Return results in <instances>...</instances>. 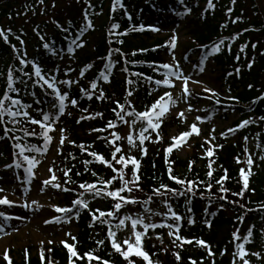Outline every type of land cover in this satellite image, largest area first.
Here are the masks:
<instances>
[{
	"label": "trees",
	"instance_id": "trees-1",
	"mask_svg": "<svg viewBox=\"0 0 264 264\" xmlns=\"http://www.w3.org/2000/svg\"><path fill=\"white\" fill-rule=\"evenodd\" d=\"M78 1L76 5L57 11L55 10L56 0H44L43 4L39 0H0V29L6 32L10 30L7 43L0 38V96L6 90L5 77L9 67L24 68L25 71L32 70L31 64L21 65L17 56L40 66L48 76L54 75L58 80L76 81L70 86L57 85L62 92L69 93V98L77 100L76 107L68 104L66 100V109L63 114H60L58 109L52 108V104L56 103L54 95L50 89L41 88L36 84L34 76L31 80L23 77L27 81L26 84L17 81L14 86L20 89L18 94L9 93L13 98L20 99L21 103L30 104L29 111L33 117L39 116L38 109L46 111L50 108V115L56 117L53 127L63 128L70 140L61 147L57 158V168L60 175L59 184L62 188L71 189L62 193L64 205L73 209L69 215L73 217L79 231L73 240L75 250L81 256L92 252L94 256L100 258V260L91 261V264H101L102 261H108L109 264H128V261L111 247L110 239L107 237L109 223L101 224L99 220L93 222L90 214V210L96 209L103 212L114 211L115 201L103 195L93 197L91 192L79 187L80 184L99 185L101 180L109 181L116 175L111 169L88 155L89 152H95L106 159H111L112 155L137 158L141 164L143 191L133 192L131 195L142 201L149 196L153 197L147 205H124L119 213H114V217L103 218L110 222L117 241L121 243L125 251L127 247L122 243L120 227H115L118 223L116 217L123 218L124 215H128L132 218L137 216L145 218L155 215L160 217L162 222H173L167 214L165 206L167 203L183 219L186 217L197 219L195 228L186 227L187 234L204 239L210 244L214 255L209 256L207 249L195 243L178 248L175 244H167L163 240L161 242L156 239V236L164 238V228L156 227L149 229L143 240V249L148 252L155 264H191L192 260H195L196 264L201 262L213 264V260L215 264H232L237 243H244L245 251L249 254L252 252L261 254L259 259L251 255L250 264H264V237L261 234V228L264 227V211H249L245 214V209L240 207L245 205L248 209L264 208L262 204L264 202V163L254 161L252 168L254 175L250 177V187L254 189V193H245L243 199L232 195V193L240 192L242 188L240 170L243 166L242 163H237V158L241 161L244 156L241 142L227 144L219 136L218 141L221 147L218 151H214L212 157L207 155L210 149L207 144L198 143L193 156L186 160L180 158L177 149H174L171 157L167 155V148L174 143L166 136L167 126L162 127L166 138L160 139L159 143L155 140L154 143H144L133 150L126 149V141H117L115 145L108 143V140L113 139L111 133L117 132L121 136V131L126 125L119 121L113 111L116 108V101L125 105L126 111L134 109L136 112H144L156 103L155 94L162 92L161 85H157L155 81L161 80L162 83L164 80L161 73L166 70L159 65L166 64L163 55L169 54L170 47L163 39L151 41L150 29L146 27L157 24L168 27L173 22V15L188 12L192 15V19L185 20L184 26L191 29L194 44L185 49V55L188 57L191 54L208 57L214 55L215 66L220 72L219 80L227 87L231 95L227 101L210 98V105L206 111L215 115L221 113L220 118L224 121L229 120L232 115H238L239 118L233 123L234 126L250 118L255 121L241 128L242 134L247 138H257V145L264 156L262 151L264 120L260 119L264 117V99H259L264 97V0H236L235 3L233 0H212L215 4L214 11L208 7H202V4L208 6L209 0H198V4L193 3L194 0H122L123 7H118L115 11H113L114 0ZM86 14L94 28L78 36L77 34L87 23ZM115 24H118L119 28L113 29ZM141 26H145L144 30L132 31L133 28L138 29ZM125 32L127 35H122ZM17 36L19 40L16 39ZM72 40H76L77 43L83 42V47L77 48L72 45ZM220 41L224 43L220 51L214 53L212 49ZM44 43H48L52 51L45 49ZM13 45L17 51H13ZM244 45L247 47L242 51ZM70 46L73 48L72 53L68 52ZM133 52L136 55H132ZM110 53L113 67L107 71V58ZM88 65L91 67L89 68ZM101 71H105L108 75L107 82L99 79ZM134 73L140 75H134ZM19 76L20 73H14V77ZM149 77L151 79H146ZM128 80H132L133 83L129 85ZM92 81L97 84L95 90L90 89ZM81 88L92 91V99L81 94ZM100 91L104 92L105 98L97 100L95 97ZM128 91H132V96L127 95ZM191 93L190 98L195 105H200L203 97H206L198 96L195 92ZM232 97L236 99H231ZM37 100L40 101L39 104L35 103ZM126 101L131 102V108ZM97 113H101L102 116H97ZM82 116L88 118L80 119ZM125 119H133V117H125ZM109 121L116 123L118 127L102 132L92 131V129L106 128ZM177 122L178 120H173V125ZM8 127L12 125L9 124ZM23 127L30 131L35 129L37 135L25 137L21 142L40 149L39 152H26L25 155L31 157L42 154L45 141L39 135L38 125L24 124ZM11 135L10 133L9 136ZM15 135L23 137L24 133L18 131ZM14 143L13 139L3 136L2 128H0V170H4L7 165H14L17 159L22 162V165L26 164L22 157L16 155L18 150L13 148ZM137 144L139 145L138 141ZM79 145H83L84 148L78 147ZM116 146L122 149L121 153L115 152ZM141 147L147 149L146 156L141 151ZM86 160L92 163L85 165ZM170 163L173 175L189 181L203 182L198 183L195 196L191 194L185 197H173L170 194L164 197L154 195L153 189L160 185L181 190V186L169 177ZM113 164L117 169L122 167L115 164V161ZM190 165H193L191 170ZM8 169L13 173L18 172V169L14 167ZM225 169L229 177L225 187L230 191L226 194L227 200H222L220 197L225 193L220 192V185L216 181L224 175ZM244 169L247 171V167ZM69 170L70 177L65 175V172ZM133 170L132 165L129 164V167L124 170L127 173L126 178H131ZM210 171L213 173L211 178L208 176ZM19 172L22 174L21 168ZM69 178L71 183L67 182ZM209 184L212 185L211 192L207 191ZM119 185L120 181L117 180L110 190H116ZM76 199H83L87 202L88 208L75 205ZM231 201L235 203H230ZM95 214L98 216L99 212ZM241 216L244 217L242 223L237 219ZM206 220L210 222L209 228L204 225ZM249 227H252L253 235L250 238L251 242L247 243L243 238ZM223 229L226 230V236L221 241L218 239V233ZM237 231L241 237L240 240L233 238V233ZM100 240L104 241L103 245L97 243ZM177 252L181 257L179 261L175 256ZM29 253L31 264H45V260L47 264H70V252L64 247L44 250L43 259L41 254L40 256L31 254L30 249L24 253L23 259L13 263L29 264ZM131 259L134 264H147L139 257L133 256ZM73 261L74 264H89L86 258L84 260L73 258Z\"/></svg>",
	"mask_w": 264,
	"mask_h": 264
},
{
	"label": "snow or ice",
	"instance_id": "snow-or-ice-1",
	"mask_svg": "<svg viewBox=\"0 0 264 264\" xmlns=\"http://www.w3.org/2000/svg\"><path fill=\"white\" fill-rule=\"evenodd\" d=\"M41 4L44 3V0H39ZM87 2V0H86ZM236 0H233V3H235ZM55 6V5H53ZM91 7V5H89ZM118 7H123L122 5V0H114L113 3V11H115ZM208 9L215 10V4L212 2V0H209L208 3ZM187 11V10H186ZM230 15V13H229ZM85 19L87 20V23L84 25V27L81 29L80 33L77 35H82L84 32L88 31L89 29H93L94 25L92 24L91 20L87 19V14L85 16ZM59 27V25H57ZM145 26H141L140 28H133L132 31H141L144 30ZM151 31H157L158 29L153 26H148ZM227 27V25H225ZM119 28L118 24L113 25V29ZM64 31H67V29H64ZM10 34V30L7 32L3 29H0V38H3V40L7 43L8 42V35ZM122 35H127V32L122 33ZM238 38V37H237ZM17 40L20 38L17 36ZM43 40V37H41ZM177 37L175 34H173L171 38V43L169 45L170 48L173 50L177 46ZM20 43L23 44V41L20 40ZM120 43H123V41H120ZM223 41L218 42L212 49V51L219 52L221 49V46L223 45ZM72 45H75L77 48L83 47V42L77 43L76 40L71 41ZM13 51H17L15 49V46L13 45ZM43 47L45 49H48L49 51H52L48 43H44ZM247 45H244L242 47V51L244 48H246ZM255 47V46H253ZM117 52L119 51L118 49L116 50ZM141 51H146V50H141ZM68 52L72 53L73 48L70 46L68 48ZM111 53L108 56V64L106 65V70L110 71L111 68L113 67V63L111 60ZM132 55H136L135 52L132 53ZM17 59L19 60V63L21 65L27 66L28 64H31L32 70L31 71H25L24 68H14V67H9V70L7 72V75L5 77V82H6V90L3 93L2 96H0V128H2L3 131V136L8 137L10 139H13L15 143L13 144V148L18 150L16 152V155L18 157L23 158V162L26 163V167H24V172H25V177L23 180H20V177L17 176V180L20 181L22 184H30L33 179H35V169L37 168L39 161L35 157H29L28 155H25L26 152H39L40 149L35 148L32 145L27 144L26 142H21L24 140L25 137L28 136H35L37 135V132L35 129L33 130H28L27 128L23 127L24 124L31 125V126H39V135L43 138L45 141V148H47L48 144L52 141L53 137L50 135L51 132L54 131L53 125L56 123V117L54 115H50L49 112L43 111L38 109L37 111L39 112L38 117H33L30 114V109L31 105L26 104V103H21V100L18 98H13L9 93H19L20 89L18 87H15L14 85L19 81L22 84H26L27 81L23 79V77H27L28 80L33 79V76L35 77V83L38 84L41 88H44L46 86L47 89L51 90V93L55 97L56 103L52 104L53 109H58V112L60 114H63L65 112V102L67 100V103L72 105L73 107L77 106V100L69 98V93L67 91H61L58 89L57 85H65V86H70L72 84H75V80H58L54 75L53 76H48L46 73L43 72L42 68L35 63L31 61H26L25 59L20 58L17 56ZM173 64H162L159 65V67L167 69V79L163 81V84L167 88H174L176 85L174 84V79L177 81L182 80L183 81V94L186 96H191L192 93L190 92L188 88V81L189 77H185L183 74V71L180 69V64L179 62H175V56H173ZM90 68L91 65H88ZM251 68V65L249 66ZM203 71V69H201ZM18 72L20 73L19 77H14V73ZM81 75H83V72H81ZM134 75H140L139 73H134ZM99 79H103L105 82L108 81V75L105 74V71H101L99 73ZM146 79H151L146 78ZM127 83L131 85L133 83L132 80H128ZM155 83L157 85L161 84V80H156ZM97 88V84L95 81H92L90 84V89L95 90ZM205 91L211 92V95L213 97L217 96L218 94L211 90V89H205ZM81 94L85 95L88 99H92L93 92L90 91L89 89L81 88L80 89ZM132 91H128L127 95L130 97L132 96ZM34 95V94H33ZM166 97L167 99L165 100V97L162 96L160 100H158L156 103H154L149 110H146L144 112H136L134 109L126 111L125 110V105L120 104L118 101H116V108L113 109L115 112L116 116L118 117L119 121L122 122L123 124H126L129 126V132L125 136H120L117 132H112L111 136L113 139L108 140V143L110 145H115L117 141H126L127 144L130 146V148H137L140 147L144 144V142L149 139L148 136L145 135L149 131V129L155 130L157 132V135H160L159 129L162 127L163 124V119L165 118L166 114L169 111V105H174L176 103V100L173 99L172 92L167 91L166 92ZM97 100H101L105 98V94L103 91H100L99 95H96L95 97ZM231 99H236L235 97H232ZM259 99H264V97H260ZM219 102V101H217ZM35 103L39 104L40 101H35ZM128 104L129 108H131V102L126 101ZM255 103V101H253ZM119 109V110H117ZM191 110V109H189ZM86 111V109L84 110ZM97 116H102L101 113H97ZM8 119H5V118ZM125 117H133L131 121L125 119ZM179 117L183 118L184 113L181 112L179 113ZM88 117H80V119H87ZM199 120L200 118L197 117ZM260 119L264 120V117H261ZM138 120L145 121L146 126L142 127L137 134L135 132V125ZM77 123H79V120H77ZM250 123H255L251 118L242 121L239 125H237V128H243L246 125ZM11 124L12 127H8V125ZM20 126V127H18ZM118 125L116 123H113L112 121H109L106 128L104 129H92L94 132H102V131H107L109 128L115 129L117 128ZM237 129L236 128H230L228 129V132H235ZM22 131L24 133V136H18L15 135L16 132ZM214 131V129H213ZM61 134H63L64 129H60ZM200 130L197 128L195 124L191 126V131L185 132L181 134L179 137L174 138V143L173 146L167 148V155L169 157L172 156L174 149L182 147V142L186 143L187 138L190 137L193 133L199 135ZM12 134L9 136V134ZM221 135H224L222 133ZM66 137H63L60 139L59 144L62 147L64 144V140ZM107 140V138H105ZM211 140H214L215 137H211ZM137 140L139 141V145L137 144ZM245 141H247V137H245ZM157 143L160 141L157 140ZM209 141H206V143ZM78 147L84 148L83 145H79ZM141 151L143 154L146 156L147 155V149L141 147ZM247 148H245V152H247ZM262 151H264V148H262ZM115 152L116 153H121L122 149L119 146L115 147ZM88 155L92 156L96 161H98L101 165H105L109 169H111L116 175L113 176V178L109 181H104L101 180L100 184H80L79 187L81 189H85L88 192H91L93 197L96 196H106L110 197L112 200L115 201L114 204V211H108V212H103L99 211V209L96 210H90V214L92 216L93 222L99 220L101 224L104 223H109V231L107 233V237L110 239L111 242V247L115 250V252L119 253L126 261H128V264H134V261L131 259V257H139L142 258L144 261L147 262V264H155V262L150 258L149 254L147 251L143 249V240L147 236V231L148 229H155L158 225L153 224V223H146L142 217L137 216L136 218H132L128 215H124L123 218L116 217L118 219V223L115 225V227L119 228L121 226H125L128 221L131 222V229H132V235L135 237L134 242L129 238V239H124L123 244L127 246V251H125L121 243L117 241L116 239V233L112 231V227L110 222L106 221L105 217H114V213H119L120 210L124 205H139V204H144L147 205L149 204L153 197L149 196L146 200H140L138 198L133 197L131 194L133 192H141L143 191L141 187V164L137 160V158L132 157V156H125V155H120L117 157L116 155H112L111 159H106L103 155L97 154L95 152H89ZM208 157H212L214 155V149H209L207 152ZM261 160H264V156L260 157ZM113 161H115V164L121 165L122 167L117 169ZM85 165H88L92 163V161H84ZM237 163H241L239 158H237ZM244 163L247 166V171H245L244 168L240 170V177H241V183H242V188L240 192L232 193L234 196H238L241 199H243V196L245 193H254V189L250 187V177L254 175V172L252 170L254 160L251 155H248L246 157V160ZM129 164L132 165L133 167V172L131 174V178H126L127 173L124 171L129 167ZM194 165V162H193ZM193 165H190V170ZM8 168H15V169H20L22 167V162L17 159L13 164L7 165ZM209 167L211 168V163L209 164ZM49 172L52 173L51 178L44 180L43 181V187L47 188L48 186H51L52 188H55L57 190L65 191L68 192L71 189L67 187L61 186L59 183H55V181L58 180V177L55 175V172L52 168L49 169ZM172 166L170 163L169 166V177L171 180H173L176 184L181 186V190L169 188L167 185H160V187H157L153 189V193L155 196L159 197H164L166 194H170L173 197H185L191 194L192 196H195L196 192L195 189L197 188L198 183H203V182H197L195 180L189 181L187 179H181L178 176H175L172 174ZM66 176L70 177V170L65 172ZM93 175H96V173H93ZM213 173L210 171L208 173L209 178H211ZM229 179L228 174H227V169L224 170V175L216 181L217 184L220 185V192L225 193V195H222L220 199L222 200H227V193L230 191L227 187H225V182ZM120 181V185L116 190H110L112 188V185L117 181ZM68 183H71V180L67 181ZM212 185H208L207 191L211 192ZM4 189L0 188V192H3ZM43 191V188L41 189ZM124 193H127V195H124ZM230 203H235V201H231ZM32 204H35L37 206V209L42 207L41 205L38 204L37 201H32ZM74 204L83 208H88L87 202H85L83 199H76L74 201ZM264 204V202H262ZM0 205H6V206H13V202L9 201L7 199V196L0 197ZM24 207H29V205H23ZM165 206L167 208V214L169 215L170 219L173 221V223H168V224H161L159 225L160 227H167L169 229L168 235L170 237H174L173 243L176 245L178 248H183L184 245H191L195 243L197 246L204 247L208 251V255L212 256L214 255L210 246L203 240L197 239H188L185 237H182L179 234L180 230V224L179 222L181 221L182 217L179 215L177 212L173 211L172 206L170 204L165 203ZM241 208L245 209V214L249 211H264V208L261 209H248L245 207V205H240ZM55 212L56 213H63L65 214L63 220L61 217H56L53 220H47L45 223H61V222H66L68 219H71L70 216H68L69 213H72L73 209L69 207H55ZM148 211V209H145ZM190 211V209H189ZM207 211V209H206ZM99 212V215L97 216L95 213ZM156 215H160V213H155ZM214 215V213L212 214ZM0 217H4V219L10 220L12 217L5 216L3 212H0ZM237 219L242 223L244 217H237ZM194 221L192 220L191 217L187 218V223L192 224ZM207 226L210 227V222L205 221L204 222ZM91 226V225H90ZM140 226L143 228V231H137V227ZM0 231H4L2 227H0ZM264 235V231L261 233ZM70 235V234H69ZM253 232H252V227H249L247 234L244 236V241L247 243H250L251 240L250 238L252 237ZM233 238L234 240H240L241 237L237 232L233 233ZM73 240H75V237H72ZM156 239L161 240L162 242V237L157 235ZM49 244L52 243V241L48 242ZM62 244L68 249L70 252V264H74L73 258L77 260H84L85 258L91 264V261L93 260H100L99 257H96L93 255L92 252H88L83 254V256L79 255L78 252L75 250L74 245H69L64 241H61ZM98 244L103 245L104 241L100 240L97 241ZM236 251L233 253V262L232 264H236L237 258L242 261V264H250L249 259H246L245 257L249 255L248 252L245 251V246L244 243H237L235 245ZM223 254V253H222ZM252 256H256L258 259L260 258V253L259 252H252L250 253ZM176 259L179 261L181 259L179 252L175 253ZM41 257L42 259L45 257V253L43 249L41 250ZM8 261L9 264H13L12 258L9 255L5 257ZM28 260L29 264H31V255L30 253L28 254ZM45 264H47V261L45 260ZM101 264H109L108 261H102ZM191 264H196L195 260L191 261ZM202 264V262H201ZM213 264H215V261L213 260Z\"/></svg>",
	"mask_w": 264,
	"mask_h": 264
},
{
	"label": "rangeland",
	"instance_id": "rangeland-1",
	"mask_svg": "<svg viewBox=\"0 0 264 264\" xmlns=\"http://www.w3.org/2000/svg\"><path fill=\"white\" fill-rule=\"evenodd\" d=\"M77 3H79L78 0H56L55 10L60 11ZM203 7L206 6L203 5ZM190 19V15L186 16V20ZM183 23L182 18L174 16V23L169 28L157 26L158 30L152 31L151 40L168 39V43H171V38L175 34L177 46L172 50L171 55L169 57L165 56L164 59L168 64H173V56H175V62H179L184 76L190 78L188 81L189 90H194L197 94L213 97L211 92L205 91L207 88L218 94L215 97L229 98L230 95L225 89L226 87L218 80L220 74L212 61L208 60L204 61V64H194L197 56L192 55L188 63L185 64L183 53L186 48L194 44V41L191 37L190 28L182 27ZM173 82L176 85L174 88H166L164 90L165 99H167L166 92L171 91L173 99L176 100L174 105H169V111L166 116L169 119L171 118L170 120H173L179 117V113L183 112L184 117L180 118L182 123L180 127L170 129L169 136L174 137L178 131L177 128H181L182 134L189 132L193 124L200 130L199 135L193 133L187 138L186 143L182 142V147L179 150L181 158L187 159L191 157L195 144L200 142L206 143V141H209L207 144L211 149L216 150L218 148L217 134L219 133H225L229 143L236 142V132H228V129L238 119V116H231L227 122L211 116L203 118V110L208 106L209 102L204 100L200 106H193L188 96L183 94V81L174 79ZM219 116L217 115V117ZM197 117L200 119L198 120ZM143 125L144 122L138 120L134 130L141 129ZM128 132L129 126L124 130V136ZM62 135L64 137V134H61L60 131H55L52 135L51 150L47 156L37 159L39 164L34 170L36 173L35 181L29 187L22 186L15 179L11 178L10 175L0 180V188L4 189L3 192H0V197L7 196V199L13 202V206L11 207L6 205L0 207V212H3L5 216L12 217V219L7 221L4 217H0V227L4 229V231H0V264L8 261L5 258L8 253L15 260H21L23 253L29 249H31L34 255H38L42 249L49 250L51 247L64 245L61 241L68 243L69 237L77 233L76 227L69 219L61 223H45V221L53 220L56 217H61L63 220L65 216V214L56 213L54 210L55 207H61L62 205V194L60 191L51 186L47 188L43 187V181L51 178L52 173L49 172L50 168L54 170L55 175L58 177L56 159L59 154L58 147ZM211 137H215V139L211 140ZM245 148L248 150L245 152V157L248 155H251L253 158L257 157V146L253 139L248 141ZM42 188L43 191H41ZM32 201H37L42 207L37 209V206L32 204ZM23 205H29V207H24ZM149 220L154 222V217L149 218ZM126 230L129 232L128 237L134 242L135 237L132 235L131 226H126ZM218 235L219 240H223L224 236H226V230H221ZM166 236L167 238L170 237L168 232ZM49 241H52V243L49 244ZM237 260L238 263H242L239 259Z\"/></svg>",
	"mask_w": 264,
	"mask_h": 264
}]
</instances>
